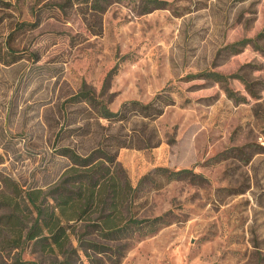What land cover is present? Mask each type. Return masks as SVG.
Listing matches in <instances>:
<instances>
[{
	"label": "rangeland",
	"instance_id": "rangeland-1",
	"mask_svg": "<svg viewBox=\"0 0 264 264\" xmlns=\"http://www.w3.org/2000/svg\"><path fill=\"white\" fill-rule=\"evenodd\" d=\"M109 1L0 0V192L8 181L45 191L71 165L63 147L85 154L136 131L157 144L118 149L133 187L158 167L199 177L144 187L136 217L168 222L129 239L119 264H261L264 0H160L149 12V0ZM203 71L248 84L230 79V97L225 84L190 78ZM109 73L112 111L159 92L174 102L154 120L109 126L70 100L83 85L101 94ZM20 257L48 260L29 248Z\"/></svg>",
	"mask_w": 264,
	"mask_h": 264
},
{
	"label": "trees",
	"instance_id": "trees-1",
	"mask_svg": "<svg viewBox=\"0 0 264 264\" xmlns=\"http://www.w3.org/2000/svg\"><path fill=\"white\" fill-rule=\"evenodd\" d=\"M148 2L150 4L144 12L160 8L163 4L160 0ZM98 4L99 0H94V10ZM190 76L225 84L230 97L235 94L227 87L228 81L239 78L245 82L238 74L224 75L215 71ZM110 79L109 73L101 94L97 95L83 85L70 100L86 105L97 118L107 120L109 126H121L134 118L154 120L174 102L167 93L159 92L146 103L127 100L112 111L108 107L109 98L103 97ZM146 127L144 125L140 131H145ZM105 141H100L85 154L63 147L61 154L67 156L71 165L45 191L30 189L22 194L8 181L6 191L0 192V264H43L41 261L22 260L20 253L25 248L41 256L47 255L45 264H119L129 239L135 235H148L167 224L164 216L136 217L133 208L140 192L144 187L147 191L159 188L161 183L155 179L156 176H164L171 181L189 175L192 180H197L199 175L190 169L169 171L158 167L142 176L133 187L116 160L118 149L151 147L157 143L136 131L122 136L109 133ZM12 250L17 251V256L6 262L3 254ZM259 263L264 264V255L259 256Z\"/></svg>",
	"mask_w": 264,
	"mask_h": 264
}]
</instances>
